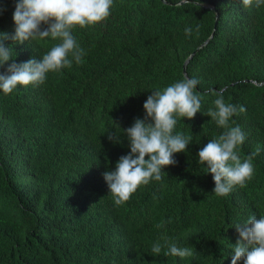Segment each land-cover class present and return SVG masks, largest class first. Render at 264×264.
Wrapping results in <instances>:
<instances>
[{"label": "trees", "instance_id": "1", "mask_svg": "<svg viewBox=\"0 0 264 264\" xmlns=\"http://www.w3.org/2000/svg\"><path fill=\"white\" fill-rule=\"evenodd\" d=\"M17 2L0 0V34L14 35ZM197 25L199 34L186 37ZM72 34L82 63L48 73L38 86L0 90V264H231L234 226L264 215V6L114 0L105 21ZM59 42L4 39L12 59L0 74L11 63L41 60ZM185 77L198 80L201 96L200 111L175 128L191 137L187 151L174 154L161 181L114 206L104 173L130 152L124 130L145 117L153 91ZM217 94L246 108L232 117L246 137L241 161L260 149L252 180L225 197L213 193V176L198 163V152L223 132L204 114ZM114 133L118 143L108 138ZM162 235L192 248L194 258L153 256Z\"/></svg>", "mask_w": 264, "mask_h": 264}, {"label": "clouds", "instance_id": "2", "mask_svg": "<svg viewBox=\"0 0 264 264\" xmlns=\"http://www.w3.org/2000/svg\"><path fill=\"white\" fill-rule=\"evenodd\" d=\"M114 0H18L13 20L16 25L14 35L0 34V66L11 57L4 39L15 43L51 38L59 40L41 60L35 58L20 64L11 63L8 74H0V90L11 94L18 86H38L45 82L47 74L70 68L73 62L80 64L85 55L84 49L77 43L72 32L77 27L95 26L105 21L111 12ZM245 8L264 6V0H242ZM4 11L0 5V13ZM47 25L42 30L41 25ZM200 26L195 30L185 28V36L191 38L193 31L199 34ZM198 80L185 77L163 90H155L147 97L143 105L145 117L137 118L133 126L124 130L130 152L121 156L114 171L104 173V179L110 190L114 206H123L131 199L137 189L150 181L162 180V169L175 165L174 154L186 152L191 137L176 133L180 118L191 120L201 108V96L196 92ZM214 108L205 115L211 117L222 134L210 140L198 152V163L207 165L215 183L213 193L218 197L229 195L234 187L245 188L254 175V157L260 152L257 148L243 161L239 156L240 148L246 137L241 127L232 117L246 112L244 106L226 103L223 95L217 94ZM235 125V126H233ZM109 140L119 142L114 133ZM147 157V158H146ZM171 221H161L156 225L163 228ZM239 239L234 245L231 264L242 261L243 264H264V215L257 218L251 215L243 223L235 226ZM194 258L192 248L180 247L162 235L152 246L153 256Z\"/></svg>", "mask_w": 264, "mask_h": 264}, {"label": "water", "instance_id": "3", "mask_svg": "<svg viewBox=\"0 0 264 264\" xmlns=\"http://www.w3.org/2000/svg\"><path fill=\"white\" fill-rule=\"evenodd\" d=\"M213 35V34H212ZM212 35L210 37H212ZM208 40H206L204 43H206ZM198 49V48H197ZM195 53V51L190 55V57ZM187 61L184 63L183 68H184V73H185V66H186Z\"/></svg>", "mask_w": 264, "mask_h": 264}]
</instances>
